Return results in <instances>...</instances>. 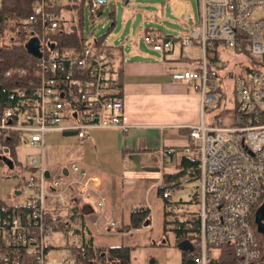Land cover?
<instances>
[{
    "label": "built area",
    "instance_id": "built-area-1",
    "mask_svg": "<svg viewBox=\"0 0 264 264\" xmlns=\"http://www.w3.org/2000/svg\"><path fill=\"white\" fill-rule=\"evenodd\" d=\"M98 2L90 1V12ZM196 2L198 20L185 37H168L155 30L143 34L144 43L154 52L168 53L176 42L198 46L202 52L195 67L170 76L173 81L190 83L198 93L201 118L188 127L189 142L183 149V154L195 153L199 160L192 193L197 208L191 212L171 205L168 219L178 212L196 218L197 264H206L223 244H229L234 264H264L251 224L264 202V0ZM59 5L60 0H33L31 15L17 30L0 31V47L22 45L30 56L26 66L3 71V76L15 83L9 89L10 103L0 112V143L17 134L19 146L37 148L25 155L22 169L26 177L19 183L23 201L17 205L29 208V212L0 216V264H75L67 249L57 262L45 251L44 214L51 203L67 208L70 199L92 202L98 215L86 238L94 239L101 231L107 195L99 194L98 177L77 163L65 166L66 177L47 173L40 161L45 137L60 133L81 143L89 140L94 130L126 128L122 99L115 96L113 87L112 57L102 50L104 44L82 32L77 46H56L57 34L66 28L62 17L56 15ZM32 38L37 39L39 56L26 49ZM227 51L238 59L248 57L255 62L239 75H228L229 86L220 75L228 67ZM227 104L229 108H225ZM213 111L216 113L206 123L205 114ZM189 182L186 175L173 184L182 188ZM174 190L177 188H167L162 198L170 199ZM187 226L193 227L195 222Z\"/></svg>",
    "mask_w": 264,
    "mask_h": 264
},
{
    "label": "crops",
    "instance_id": "crops-1",
    "mask_svg": "<svg viewBox=\"0 0 264 264\" xmlns=\"http://www.w3.org/2000/svg\"><path fill=\"white\" fill-rule=\"evenodd\" d=\"M197 48L176 42L168 53L155 52L158 56L134 58L124 57L111 47L114 76L120 75L121 80L125 130H94L91 138L81 143L73 136L58 133L72 137L73 141L64 146L63 157H74L73 163L96 175L99 194L107 195L101 231L93 241L99 246L124 244L130 247V264H181L180 251L163 235L165 207L158 190L164 182L163 175L177 171L178 158L189 142L188 127L201 118L200 97L192 85L173 81L170 77L173 72L193 68L199 63L201 50ZM45 146L40 161L46 172L66 177L65 166L52 164L53 159L46 160ZM36 150L26 145L15 149L20 169L25 155ZM19 188L18 184L13 194L8 191L0 200L7 205L19 204ZM156 198L161 205H157ZM138 206L149 209V223L142 228H127L131 210ZM57 208L51 203L47 210L64 212L65 220L61 219L68 224L66 232L74 237L75 243L81 237L79 229L86 237L98 215L92 202L75 199H70L69 207ZM68 214L72 216L69 221ZM109 222H115L116 226H109ZM60 251L49 252L52 262L61 260L64 253L63 249Z\"/></svg>",
    "mask_w": 264,
    "mask_h": 264
},
{
    "label": "trees",
    "instance_id": "trees-1",
    "mask_svg": "<svg viewBox=\"0 0 264 264\" xmlns=\"http://www.w3.org/2000/svg\"><path fill=\"white\" fill-rule=\"evenodd\" d=\"M88 1V8L91 0H67L66 3L55 8L56 15L61 12L69 13L71 25L66 27L56 36V46L60 47H74L81 43L80 36L82 30L83 7ZM33 0H1L0 7V31L8 30L15 31L22 25V21L26 20L31 15V5ZM105 0L98 2V7L90 12L89 16L92 18L97 15L103 8ZM106 18L114 20V9L110 8L105 14ZM63 20V19H62ZM62 22H69L63 20ZM75 22V24H74ZM103 39L97 38L98 43H103ZM30 56L27 54L22 45H3L0 47V112L10 103L9 93L13 83V78H5L3 71L12 66H26V60ZM113 87L115 88V96H121V80L120 75H116L113 80ZM13 100V98H12ZM20 138L17 134H10L1 141L0 153L6 155L13 162L12 170L15 166L19 167L16 160L15 148L19 145ZM6 150V153H4ZM0 163H4L0 160ZM5 166V165H4ZM199 160L195 153L191 155L181 154L176 164L177 171L172 173H165L163 175L164 182L158 190L159 196L162 198V193L167 188H180L179 185L173 184L179 177L189 176L190 180H196L198 176ZM21 168V167H20ZM14 176V174H11ZM164 200V226L163 235L165 240L169 235L172 236L173 245H175L181 254V264H197L196 258L199 256V236L197 229V220L190 214L185 212H178L172 220L168 219V207L171 205H189L193 204L194 200L189 201H171L169 198H162ZM29 208L22 205H7L0 200V216L3 215H24L29 212ZM68 216V221L71 215ZM72 217V216H71ZM194 221L195 226L188 227L187 223ZM149 223V209L145 206H138L131 210L130 223L127 228H142ZM251 224L254 229L257 241V247L260 253V258L264 260V218L257 219L256 212L253 214ZM44 227L46 234L54 231H67L68 224L62 221L61 217L55 214V211L47 210L44 214ZM81 237L76 244H66L64 246L52 247L46 243L45 251H50L52 248L57 250L67 249L70 255L75 259V264H130V247L124 244L116 246H99L96 245L93 239H87L83 236L82 229ZM188 242V246H182V243ZM216 256L208 257L206 264H234V257L231 254L229 244H223L217 247Z\"/></svg>",
    "mask_w": 264,
    "mask_h": 264
},
{
    "label": "rangeland",
    "instance_id": "rangeland-1",
    "mask_svg": "<svg viewBox=\"0 0 264 264\" xmlns=\"http://www.w3.org/2000/svg\"><path fill=\"white\" fill-rule=\"evenodd\" d=\"M66 2L67 0H60L61 5ZM110 8L114 9V20L105 17L106 12H108ZM60 16L63 20L69 21L68 23L63 22L65 27H69L71 25L70 20H68L70 18L69 13L61 12ZM184 18H188L189 21L184 20ZM197 20L198 9L196 0H105L102 10L92 18L89 16L88 1L85 2L81 26L85 36L91 39H103L104 46L102 50L110 55L112 54L110 53L112 47L117 50V53H121L124 57L150 58L158 55L144 43L143 34L145 32L155 30L164 33V35L168 37L183 38L188 34V28ZM197 49V51H199V47ZM226 57L229 61L228 67L227 70L221 71L220 75L224 84L227 86H229L231 82L228 75H239L243 73L246 68L254 67L255 64V62L248 57H240L238 59L231 51L226 52ZM227 92L229 93V89H227ZM227 105L228 106L225 108H229V104ZM215 113L216 111L206 113L205 122L207 123L211 114ZM63 137L64 136L58 133L47 134L45 144L46 160L53 159L55 162L52 164L57 163L60 167L67 166L75 160L74 157H63L64 146H69L73 142L72 137ZM2 156L3 154L0 153V160ZM37 165H39V162ZM11 173L14 174V176L11 175ZM25 177L26 174L23 173L22 169L19 167L15 166L12 170H7L6 165L4 166L0 163V197L2 195L6 196L5 193L8 191L13 194L15 187H17L20 181H23ZM195 184L196 182L192 181L186 186L172 191L170 200H193L192 193L194 192ZM19 201H23V198L20 197ZM160 202V199L156 198L158 206L161 205ZM182 207L191 212H194L197 208L195 204L183 205ZM55 214L65 220L62 210H56ZM155 214H158L157 210ZM169 237L167 241L172 243V236L170 235ZM73 238L74 237L68 232L54 231L45 237V242L54 247L57 245L64 246L65 244H72L74 242ZM74 244L76 243L74 242ZM188 245V242L182 243L184 247ZM50 251L56 252L57 249L52 248Z\"/></svg>",
    "mask_w": 264,
    "mask_h": 264
},
{
    "label": "water",
    "instance_id": "water-1",
    "mask_svg": "<svg viewBox=\"0 0 264 264\" xmlns=\"http://www.w3.org/2000/svg\"><path fill=\"white\" fill-rule=\"evenodd\" d=\"M101 1V0H98ZM184 20L188 21V18H184ZM26 49L27 51L34 55V56H39V53L37 51V39L32 38L28 41L27 45H26ZM4 153H6V150H4ZM1 161L4 163V165H6L8 168H12L13 167V162L11 159H9L6 155H3L1 158ZM257 219L261 220L264 218V202L260 205V207L257 209ZM263 235H264V231H262Z\"/></svg>",
    "mask_w": 264,
    "mask_h": 264
}]
</instances>
